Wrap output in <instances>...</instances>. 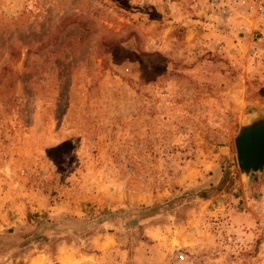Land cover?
<instances>
[{
    "label": "rangeland",
    "instance_id": "obj_1",
    "mask_svg": "<svg viewBox=\"0 0 264 264\" xmlns=\"http://www.w3.org/2000/svg\"><path fill=\"white\" fill-rule=\"evenodd\" d=\"M217 1L0 0V264H264V15Z\"/></svg>",
    "mask_w": 264,
    "mask_h": 264
},
{
    "label": "water",
    "instance_id": "obj_2",
    "mask_svg": "<svg viewBox=\"0 0 264 264\" xmlns=\"http://www.w3.org/2000/svg\"><path fill=\"white\" fill-rule=\"evenodd\" d=\"M234 162L240 175L259 178L264 172V113L242 119L232 137Z\"/></svg>",
    "mask_w": 264,
    "mask_h": 264
},
{
    "label": "built area",
    "instance_id": "obj_3",
    "mask_svg": "<svg viewBox=\"0 0 264 264\" xmlns=\"http://www.w3.org/2000/svg\"><path fill=\"white\" fill-rule=\"evenodd\" d=\"M231 3L239 4L244 9L245 13L251 14L254 13L256 15H264V0H228ZM218 3L217 0H211V6H214ZM178 261H183L185 256L181 252H177L175 255Z\"/></svg>",
    "mask_w": 264,
    "mask_h": 264
},
{
    "label": "crops",
    "instance_id": "obj_4",
    "mask_svg": "<svg viewBox=\"0 0 264 264\" xmlns=\"http://www.w3.org/2000/svg\"><path fill=\"white\" fill-rule=\"evenodd\" d=\"M201 26H203V29H207L208 32L210 33L207 25L201 24ZM203 34H205V33H203ZM251 115H253V114H251ZM80 172L81 171L77 167V168H75V172L68 178V186L70 187L69 191H70V193H71L70 195L72 197L73 196H75V197L79 196L80 192L78 191V188H80L81 186H92V182H84V181H82V183H81V181L77 178V177H79ZM259 178L257 177L256 180L257 181L259 180L258 182L260 183L261 181H260ZM73 208L76 209V206L73 205Z\"/></svg>",
    "mask_w": 264,
    "mask_h": 264
}]
</instances>
